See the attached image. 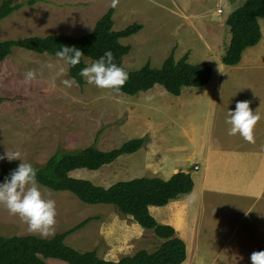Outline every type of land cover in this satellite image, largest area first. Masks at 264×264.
Listing matches in <instances>:
<instances>
[{
	"label": "rangeland",
	"instance_id": "obj_1",
	"mask_svg": "<svg viewBox=\"0 0 264 264\" xmlns=\"http://www.w3.org/2000/svg\"><path fill=\"white\" fill-rule=\"evenodd\" d=\"M244 1L37 0L33 5H23L0 22V41L52 33L82 35L90 32L108 9L114 8L115 30L134 22L143 26L138 33L121 39L123 44L131 47L124 56L126 66L140 68L150 62L154 67H160L173 51L177 60L187 54L190 63H207L218 73L230 40L226 19ZM260 23L264 26V18ZM90 62V59L86 60L88 66ZM29 70L34 71L35 76L25 81L24 74ZM257 72L264 73V70ZM67 78H72L68 63L48 53L39 54L14 47L12 54L0 62V97L4 99L0 104V154L6 150H19L24 161L40 165L59 148L81 149L95 143V139L100 149L118 148L129 139L141 137L144 129L149 128L145 114L155 122L150 126L156 125L160 137L170 140L172 146L175 139L183 145L192 133V123L202 119L199 107L204 97L203 91H200L202 86H185L178 98L159 84L148 91L128 95L97 88L85 80L82 85L75 80L72 87H66L62 80ZM259 80L258 77L254 79L255 85L251 86L256 92H260L259 87H262ZM137 108L132 122H123L130 110ZM195 127L196 131L197 124ZM145 137L149 142V135ZM177 153L170 154L182 159L187 152L181 149ZM7 162V159L2 160L0 165ZM148 162L156 165L155 159L145 158L141 148L98 170L79 169L71 174L105 187L136 177L163 178L161 174L152 173ZM38 186L42 193H51L45 198L55 200L54 231L47 237L69 229L64 228L69 223L65 221L69 216L73 221L96 216L99 219L86 226H90L91 231L97 227L98 233L104 231L111 239L98 237L95 232L92 240H71L80 234L81 228L68 236L70 240L68 243L66 238V243L80 251L97 247L101 257L118 260L140 249L153 251L163 241L153 230L145 229L131 217L120 214L114 205L87 204L68 191ZM25 234L39 235L30 232L26 222L18 215L10 214L0 204V235ZM220 234L212 236L207 231V224H202L200 248L197 250H202L204 262L201 264H251L249 254L256 250L239 247L236 237L220 239ZM223 242V247L217 251ZM45 260L48 264H68L56 258Z\"/></svg>",
	"mask_w": 264,
	"mask_h": 264
},
{
	"label": "trees",
	"instance_id": "obj_2",
	"mask_svg": "<svg viewBox=\"0 0 264 264\" xmlns=\"http://www.w3.org/2000/svg\"><path fill=\"white\" fill-rule=\"evenodd\" d=\"M37 0L15 2L2 0L0 22L23 5H33ZM114 8L108 9L95 23L90 32L73 36L52 33L46 36H27L21 39L0 41V62L12 54L14 47L39 54L55 52L63 45L73 46L82 51L80 62L69 65V74L80 85L84 79L78 75L87 59L91 63L106 50L113 53L114 63L123 67L128 78L119 93L135 95L148 91L155 85L163 86L169 93L180 95L183 87H200L207 84L213 74L207 63H190L188 55L175 59L173 51L160 67L147 62L140 68H130L124 64V56L131 49L121 39L134 35L142 29V24L134 22L115 30ZM264 17V0H245L232 11L226 23L229 26L230 40L222 57L227 65L237 64L243 50L255 45L261 38L259 18ZM4 99L0 97V104ZM100 133V132H99ZM97 133V137L98 134ZM96 137V138H97ZM95 143L81 149H62L50 156L44 163L32 166L37 169V183L54 191H68L87 204H111L123 216L131 217L145 229L153 230L163 241L153 251L140 249L123 255L118 260H109L93 250L80 251L66 243V238L99 217H88L69 229L57 232L52 237L42 238L36 234L0 235V264H48L45 259L56 258L68 264H182L187 257L185 241L177 235L171 225L159 223L149 207L163 206L182 194L191 192L194 180L190 172H177L169 179L158 176L136 177L118 181L108 187L95 184L89 179L74 177L72 172L79 169L98 170L125 154H133L147 142L146 137L125 141L120 147L110 150L100 149ZM16 161L0 165V182L17 167Z\"/></svg>",
	"mask_w": 264,
	"mask_h": 264
},
{
	"label": "crops",
	"instance_id": "obj_3",
	"mask_svg": "<svg viewBox=\"0 0 264 264\" xmlns=\"http://www.w3.org/2000/svg\"><path fill=\"white\" fill-rule=\"evenodd\" d=\"M263 18H259L260 40L243 50L237 64L223 63L219 71L216 70L218 73L213 70L210 81L201 87L200 91L204 94L199 103L202 119L192 123V133L185 144L175 139L172 146L170 140L159 136L156 125L150 126L155 123L150 115H144L149 128L144 129L141 137L149 135L150 140L142 148L146 159L156 160V165L147 163L152 173L169 179L173 174L185 171L190 172L194 180L191 192L166 205L149 207L159 223L173 226L177 235L185 241L187 257L182 264L204 262L202 250L197 252L203 223L207 224V231L214 237L221 233L220 239L236 237L239 247L264 250V73L257 72L264 70V26L260 23ZM259 65L263 67L259 68ZM257 77L262 86L259 87L260 92L251 89ZM180 96L177 95L178 98ZM237 101H248L250 109L260 116L252 129L251 142L239 134H228L230 125L226 119L229 110L235 109ZM137 110H130L123 122H132ZM181 149L187 152L182 159L170 154H178ZM230 216L233 219L230 220ZM67 218L65 221L69 223L64 228H71L80 222L73 221L72 216ZM90 228L83 227L80 234L71 240H92L95 232L98 237L111 239L104 231L98 233L97 227L92 229L94 231ZM223 245L224 242L217 247V251Z\"/></svg>",
	"mask_w": 264,
	"mask_h": 264
},
{
	"label": "clouds",
	"instance_id": "obj_4",
	"mask_svg": "<svg viewBox=\"0 0 264 264\" xmlns=\"http://www.w3.org/2000/svg\"><path fill=\"white\" fill-rule=\"evenodd\" d=\"M82 51L73 46L63 45L55 52L58 59L76 66L80 62ZM113 53L106 50L91 65L79 70L78 75L89 85L97 88L109 89L119 92L128 78L127 71L113 62ZM52 67L51 64L48 65ZM25 81L34 78L32 70L25 74ZM76 83L74 78L62 80L66 87H72ZM260 119L257 112H253L248 101H237L234 110H229L226 123L229 135L239 134L243 139L252 141V129ZM7 159L9 162L20 160L21 162L13 169L3 182H0V204H2L10 214L18 215L26 222L28 230L38 233L42 238L52 234L54 231L56 208L55 200L45 198L51 193H42L37 184V169L31 163L22 159L19 150L8 151L0 154V161ZM251 264H264V250L255 251L250 255Z\"/></svg>",
	"mask_w": 264,
	"mask_h": 264
}]
</instances>
